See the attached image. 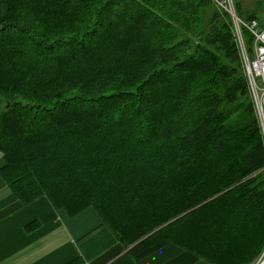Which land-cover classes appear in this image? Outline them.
Wrapping results in <instances>:
<instances>
[{
    "label": "trees",
    "instance_id": "obj_1",
    "mask_svg": "<svg viewBox=\"0 0 264 264\" xmlns=\"http://www.w3.org/2000/svg\"><path fill=\"white\" fill-rule=\"evenodd\" d=\"M0 153L22 203L90 207L135 259L264 255V142L214 0H0Z\"/></svg>",
    "mask_w": 264,
    "mask_h": 264
},
{
    "label": "crops",
    "instance_id": "obj_2",
    "mask_svg": "<svg viewBox=\"0 0 264 264\" xmlns=\"http://www.w3.org/2000/svg\"><path fill=\"white\" fill-rule=\"evenodd\" d=\"M129 247L92 208L69 216L45 196L24 204L0 176V264H211L173 243L139 259Z\"/></svg>",
    "mask_w": 264,
    "mask_h": 264
},
{
    "label": "built area",
    "instance_id": "obj_3",
    "mask_svg": "<svg viewBox=\"0 0 264 264\" xmlns=\"http://www.w3.org/2000/svg\"><path fill=\"white\" fill-rule=\"evenodd\" d=\"M214 1L230 14L233 34L247 79L249 95L264 142V23L257 18H243L238 14L233 0ZM254 264H264V255L260 256Z\"/></svg>",
    "mask_w": 264,
    "mask_h": 264
},
{
    "label": "rangeland",
    "instance_id": "obj_4",
    "mask_svg": "<svg viewBox=\"0 0 264 264\" xmlns=\"http://www.w3.org/2000/svg\"><path fill=\"white\" fill-rule=\"evenodd\" d=\"M237 12L253 13L257 19L264 22V0H233Z\"/></svg>",
    "mask_w": 264,
    "mask_h": 264
}]
</instances>
